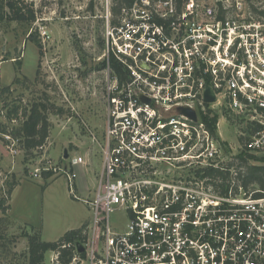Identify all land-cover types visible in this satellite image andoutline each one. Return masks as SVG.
Listing matches in <instances>:
<instances>
[{"label":"built area","instance_id":"1","mask_svg":"<svg viewBox=\"0 0 264 264\" xmlns=\"http://www.w3.org/2000/svg\"><path fill=\"white\" fill-rule=\"evenodd\" d=\"M181 3L133 0L119 16L108 5V65L114 75L112 55L127 78L107 84L102 169L95 198L83 200L92 219L87 248L81 253L76 245L73 264H264V195L240 186L238 159L222 158L206 122L215 117L207 106L224 103L251 126L243 151L264 154V29L243 33L223 54L221 42L196 29L177 41L181 25L199 10L186 0L183 13ZM205 15L213 17V8ZM232 23L217 25L228 32ZM251 23L264 27V19ZM208 88L213 103L205 101ZM179 108L195 111L196 119ZM70 163L73 170L63 167L61 174L81 200L79 159ZM212 170L228 172L229 180ZM116 212L127 217L122 231L111 225Z\"/></svg>","mask_w":264,"mask_h":264},{"label":"rangeland","instance_id":"2","mask_svg":"<svg viewBox=\"0 0 264 264\" xmlns=\"http://www.w3.org/2000/svg\"><path fill=\"white\" fill-rule=\"evenodd\" d=\"M195 1L199 10L181 25L179 35L174 36L177 41L196 29L204 38L221 42L223 54L229 42L243 33L264 29L251 23L263 20L257 11L264 10V0ZM28 2L37 11L33 24L0 21V131L3 126L11 128L20 123L8 121L10 105L26 106L35 100L49 105L51 130L42 153L29 161L17 140L4 137L8 144L0 140V196L6 198L9 184L19 183L8 201V215L0 212V220L7 218L6 225L0 223V264H28L29 241L23 237L26 232L39 231L44 242H55L91 221L92 213L83 200L95 198L103 161L107 84L118 76L109 68L105 40L107 8L109 5L115 16V0H109V4L108 0ZM181 2L184 13L186 0ZM207 8H213V17L205 15ZM222 10L233 22L228 32L217 25ZM251 43L256 44V40ZM4 88L10 91L2 92ZM207 110L218 118L216 136L223 150L221 156L228 162L243 152L251 126L224 103L208 105ZM252 156L250 164L264 166V154ZM73 158L80 164L75 171L76 195L81 200L71 195L67 178L61 174L63 167L73 170ZM45 170L53 172L51 178H45ZM126 224L124 213L111 215L116 231H122ZM95 247L97 250L100 244ZM56 262V255L48 253L46 264Z\"/></svg>","mask_w":264,"mask_h":264},{"label":"trees","instance_id":"3","mask_svg":"<svg viewBox=\"0 0 264 264\" xmlns=\"http://www.w3.org/2000/svg\"><path fill=\"white\" fill-rule=\"evenodd\" d=\"M132 2L133 0H115V5L113 6L114 15L119 16L122 8L132 4ZM36 13L37 11H35L34 4L29 3L28 0H0V21L7 20L9 22L33 24L36 21ZM257 14L264 19V10L262 8L257 11ZM218 19L222 21L226 20L223 10ZM109 63L114 73L122 79L127 78V70L119 64L112 55L109 58ZM8 91H10L9 88L2 89V92ZM48 111L49 105L37 100L30 102L26 106L17 104L10 105L7 109L8 121L11 123L15 120H19L20 123L11 128H9L10 126H3L0 131V140L4 141L6 144H8V142L4 137L17 140L20 143L21 150L24 152L26 161L36 157L37 154H41L47 144L51 130ZM206 122L210 131L216 135L217 116L211 121L206 120ZM236 158L238 161L235 166L239 172L240 177L238 181L240 186L247 192H256L255 196H263L264 166L250 164L251 159L254 157L244 151ZM209 172L213 175H219L224 182L229 180L228 172H222L220 170H212ZM52 175L53 172H44V176L47 179L51 178ZM18 184L17 181L9 184L6 198L0 196V212L3 215H8L10 210L8 201H11L13 191ZM5 219L7 218L4 216V218L0 220V223L6 225L5 223L7 222ZM87 225L88 224H84L79 229L66 232L55 242H44L41 239L39 231H32V233L26 232L23 237L27 238L29 241L28 264H46V256L48 253L56 255L57 262L55 264H73V260L76 257V245L79 243L85 244L87 242ZM81 257L85 258V254L83 253Z\"/></svg>","mask_w":264,"mask_h":264},{"label":"water","instance_id":"4","mask_svg":"<svg viewBox=\"0 0 264 264\" xmlns=\"http://www.w3.org/2000/svg\"><path fill=\"white\" fill-rule=\"evenodd\" d=\"M204 97H205V101L208 102V103H213L216 100L214 94L212 93L211 89H209V88L206 90ZM178 112L180 114L188 115V116L193 117L194 119H196L195 111L190 110L188 108H179ZM66 157H68V156L66 155ZM77 246H78L79 252H81V253L84 252V248H83V246L80 243L77 244Z\"/></svg>","mask_w":264,"mask_h":264},{"label":"crops","instance_id":"5","mask_svg":"<svg viewBox=\"0 0 264 264\" xmlns=\"http://www.w3.org/2000/svg\"><path fill=\"white\" fill-rule=\"evenodd\" d=\"M90 222V221H89ZM89 222H87V223H89ZM87 223H85V224H87ZM83 226V225H82Z\"/></svg>","mask_w":264,"mask_h":264}]
</instances>
